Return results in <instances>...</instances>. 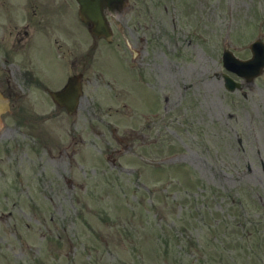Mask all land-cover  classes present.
Instances as JSON below:
<instances>
[{
	"label": "rangeland",
	"instance_id": "374dc122",
	"mask_svg": "<svg viewBox=\"0 0 264 264\" xmlns=\"http://www.w3.org/2000/svg\"><path fill=\"white\" fill-rule=\"evenodd\" d=\"M139 1L143 8L118 15L116 24L140 33L165 25L164 51L153 59L163 66L165 95L175 100L165 111L163 141L144 146L135 139L123 148L89 114L90 88L80 140L63 119L45 121L43 109L36 124L52 136L20 133L18 144L11 139L18 124L6 119L0 264H264L256 147L264 158V72L245 87L246 97L226 91L217 76L224 49L249 58L250 43L264 40V0ZM117 55L99 59L120 69ZM101 73L110 84L99 101L120 108L124 99L112 94L123 92L124 79L115 70ZM184 80L193 86L186 89ZM121 110L109 118L119 135L129 125Z\"/></svg>",
	"mask_w": 264,
	"mask_h": 264
},
{
	"label": "flooded vegetation",
	"instance_id": "af4514ba",
	"mask_svg": "<svg viewBox=\"0 0 264 264\" xmlns=\"http://www.w3.org/2000/svg\"><path fill=\"white\" fill-rule=\"evenodd\" d=\"M137 8H143L139 0H127L123 14ZM108 19L112 28L111 40L93 33L91 26L81 19L80 0H0V90L10 100V108L3 117L15 119L18 124L13 128L12 141L20 144V133L30 137H35L37 132L43 135L36 124L40 120L36 110L43 109L47 110L43 114L44 120L64 119L70 126L68 134L71 138L80 140V117L83 115L80 110L89 88L93 100L88 102L91 106L89 114L110 127L114 139L123 148H131L135 139L143 145L163 141L161 125L163 128L165 111L175 100L165 95L163 66L158 67L153 59L164 51L165 25H146V31L140 33L133 32L130 25L116 24L115 15L109 13ZM113 52L118 54L120 69H110L99 59L101 54L109 56ZM96 68L100 71L95 74ZM108 70H115L117 77L124 79L123 92L112 94L119 101L124 99L121 107L126 110L124 120L129 125L122 136L109 119L116 112L121 113V107H117V103L107 105L98 97L108 84L101 72ZM121 70H124L122 75ZM217 76L226 90L223 73ZM71 78L76 79L79 89L82 83L84 92L72 115L66 105L53 98V92L63 90ZM188 82L184 80L186 89L193 86V82ZM243 83L250 85L245 80ZM7 130L11 131L9 127ZM49 135V130L45 129V136ZM242 140L238 139V144L245 151ZM260 140L259 135L255 141ZM256 147L261 155L259 145ZM260 163L264 173V158H260Z\"/></svg>",
	"mask_w": 264,
	"mask_h": 264
},
{
	"label": "water",
	"instance_id": "95a60500",
	"mask_svg": "<svg viewBox=\"0 0 264 264\" xmlns=\"http://www.w3.org/2000/svg\"><path fill=\"white\" fill-rule=\"evenodd\" d=\"M81 2L83 6L81 12L82 18L86 22L93 24L94 31L109 36L108 23L103 12L102 4L106 3L114 9L116 6L119 7L123 0H81ZM252 50L254 56L249 60H240L236 58L231 51L226 50L224 52L225 66L249 79L259 75L264 68V43L262 41H257L252 45ZM227 84L229 89H235L237 86H240L229 77L227 78ZM62 94L68 98L67 104L69 106V111L73 112L78 103L79 93L72 82ZM62 94L56 93L54 96L56 99L60 100ZM6 103L7 100L0 93V112L3 111V106H5Z\"/></svg>",
	"mask_w": 264,
	"mask_h": 264
}]
</instances>
